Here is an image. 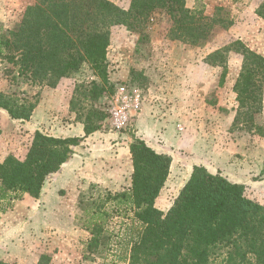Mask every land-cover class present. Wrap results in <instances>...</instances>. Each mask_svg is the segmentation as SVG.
Here are the masks:
<instances>
[{"label":"trees","instance_id":"16d2710c","mask_svg":"<svg viewBox=\"0 0 264 264\" xmlns=\"http://www.w3.org/2000/svg\"><path fill=\"white\" fill-rule=\"evenodd\" d=\"M159 13L168 18L169 38L192 47H205L218 28L227 30L233 25L220 13L208 17L202 9H189L187 0H132L127 10L109 0H36L14 28L5 29L0 22V61L17 68L19 77L31 85L50 88L88 66L96 80L78 84L70 102L87 137L101 131L109 119L108 110L98 103L116 94L108 61L112 28L123 26L142 35L149 20ZM257 14L264 19V0ZM232 52L243 56L233 87L239 106L235 124H253L262 110L264 57L239 41L211 53L206 63L223 68L220 87L226 82ZM138 80L142 85L147 81L143 73L132 72L131 83ZM32 100L0 91V116L21 124L29 122L39 104ZM82 140L37 130L23 160L10 156L0 162V204L11 207L26 194L38 199L47 177L61 169ZM130 154L133 173L128 191L113 194L91 184L88 189L96 188L97 197L84 196L82 191L79 198L83 226L91 235L86 245L90 255L108 251L111 234L106 227V208L112 204L133 212L139 223L128 264H264V205L248 198L244 185L194 166L174 204L164 213L157 200L169 179L172 157L135 136ZM90 191L94 190L87 194ZM50 261L43 255L38 264Z\"/></svg>","mask_w":264,"mask_h":264},{"label":"rangeland","instance_id":"374dc122","mask_svg":"<svg viewBox=\"0 0 264 264\" xmlns=\"http://www.w3.org/2000/svg\"><path fill=\"white\" fill-rule=\"evenodd\" d=\"M109 1L127 10L132 0ZM35 3L36 0H0L1 24L5 29L14 28L22 20L26 9ZM261 4L262 0H187L189 9H202L208 17L220 13L229 21H233V25L227 30L218 28L213 40L202 48L172 41L168 36V18L161 13L149 20L142 35L123 26L111 30V45L108 51L110 81L115 84L116 92L120 86L140 91L139 110L130 125L120 131L124 134L123 137H136V117L138 114L147 113L148 109L156 111L154 106L163 112L169 109L167 105L176 106L174 111L179 120L172 123L173 130L188 132L186 141L190 148L187 147V154L183 150L180 151L181 156H176V160L172 158L170 176L157 203L164 213L174 204L191 176V165L196 163L212 174L220 173L230 182L244 185L246 196L264 205V94L262 110L254 116L253 124L244 121L235 124L239 106L233 87L242 69L243 56L235 52L230 53L228 75L222 87L219 83L223 68L212 67L206 63L211 53L238 41L247 49L264 57V19L257 14ZM143 35H146V38H143ZM132 72L143 73L147 79L145 85H142L140 80L137 84L131 83ZM64 79L69 80L67 88L73 92L72 95L68 92L65 99L69 107L64 105L61 110L63 104L56 103L52 109L53 120L50 121V126L46 123L38 126L39 130L50 136H53L50 133H62L63 128L73 131L78 124L82 125L77 120V115L71 111L70 102L78 84H88L96 80L86 65L77 74ZM56 88L33 86L30 81L19 77L17 68L0 61L1 92L34 99L40 103L46 89ZM111 101L112 98H104L98 106L108 109ZM189 107L196 111L192 113L194 116L200 114L199 119L190 115ZM3 118L0 116V126L4 133L2 141L0 139V161H5L10 156L23 160L33 140L34 128H27L26 123L10 124ZM201 118L206 122L201 121ZM167 129L160 126L157 133ZM101 131L116 130L108 119ZM149 138L155 146L175 150L160 135ZM185 155L189 157L186 160ZM184 161H190L187 167ZM125 187L121 192H110L117 194L128 191ZM88 190L94 191L87 194ZM83 191L84 196L97 197L96 188L88 189L85 186ZM22 198L15 201L11 207L0 204V223L4 215L14 211L15 205L22 201ZM75 206L74 219L68 217L67 221L65 218L61 220L63 225L66 224L68 232L59 247H43V244L40 247L36 244V247H0V262L38 264L41 257L47 255L51 259L50 264H128L130 247L139 230V223L134 220L133 212H126L122 206L116 208L109 204L106 208L109 214L106 227L111 234L108 251L103 255H90L86 245L91 235L84 229V216L78 202Z\"/></svg>","mask_w":264,"mask_h":264},{"label":"crops","instance_id":"0c3cea01","mask_svg":"<svg viewBox=\"0 0 264 264\" xmlns=\"http://www.w3.org/2000/svg\"><path fill=\"white\" fill-rule=\"evenodd\" d=\"M68 81L63 79L56 89H46L43 92L41 102L30 121L26 122L27 128H34L32 137L39 130V124L46 123L50 126V121L53 120L51 117L53 115L52 109L56 103L63 104L61 110L64 105L66 108L69 107L65 101L68 92H70L67 88ZM70 93L72 95V90ZM167 106L169 109L165 112L154 106L156 111L148 109L147 113L138 114L136 117V137L144 140L157 152L168 154L176 160V156H181L183 150H185V154L188 152L189 144L186 141L188 132L178 130L174 132L172 123L179 120L178 114L174 111L176 106ZM189 113L193 118L199 119L200 114L196 116L192 114L196 113L193 108L189 107ZM1 116L10 124H18L4 114ZM201 121L206 122L204 118H201ZM160 126L168 129L162 130L163 134L162 131L157 133ZM74 131L76 132L73 133ZM50 134L56 137H77L83 140L79 146L74 147L71 158L61 169L47 177L38 199L27 194L24 195L22 201L15 205L14 211L1 218L0 247H36V245L40 247L41 244L43 247H59L61 240L65 239L68 232L66 224L63 225L61 220L65 218L67 221L68 217L74 219L75 203L77 204L79 201L78 197L85 186L94 184L109 191L113 190L114 193L125 190L124 186L128 190L131 187L133 165L130 144L132 139L123 137L122 132L98 131L85 137L84 126L78 124V127L73 131L63 128L62 133L58 135H56L57 133ZM157 135L165 139L175 150L162 149L155 146L154 142L151 143L149 137L153 138ZM0 139L2 141V135ZM186 158H189L188 155H185L184 160ZM184 163L187 167L190 161H184ZM194 166L199 165L197 163L191 165V171ZM34 244L36 245L34 246Z\"/></svg>","mask_w":264,"mask_h":264},{"label":"built area","instance_id":"2783aa9c","mask_svg":"<svg viewBox=\"0 0 264 264\" xmlns=\"http://www.w3.org/2000/svg\"><path fill=\"white\" fill-rule=\"evenodd\" d=\"M140 91L126 86L118 87L108 108L109 121L116 131L125 130L140 107Z\"/></svg>","mask_w":264,"mask_h":264}]
</instances>
